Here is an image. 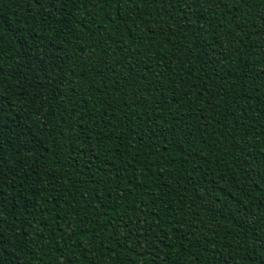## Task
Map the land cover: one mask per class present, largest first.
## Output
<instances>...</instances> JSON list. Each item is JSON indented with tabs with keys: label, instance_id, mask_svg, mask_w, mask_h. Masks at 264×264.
I'll list each match as a JSON object with an SVG mask.
<instances>
[{
	"label": "trees",
	"instance_id": "16d2710c",
	"mask_svg": "<svg viewBox=\"0 0 264 264\" xmlns=\"http://www.w3.org/2000/svg\"><path fill=\"white\" fill-rule=\"evenodd\" d=\"M0 264H264V0H0Z\"/></svg>",
	"mask_w": 264,
	"mask_h": 264
}]
</instances>
